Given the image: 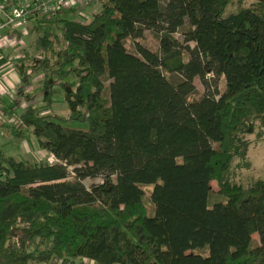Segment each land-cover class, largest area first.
Masks as SVG:
<instances>
[{"label": "trees", "instance_id": "trees-1", "mask_svg": "<svg viewBox=\"0 0 264 264\" xmlns=\"http://www.w3.org/2000/svg\"><path fill=\"white\" fill-rule=\"evenodd\" d=\"M96 1L88 21L33 27L55 63L15 64L3 135L60 163L0 149V264H264V179L239 180L264 141V0ZM58 80L68 115L44 114Z\"/></svg>", "mask_w": 264, "mask_h": 264}, {"label": "rangeland", "instance_id": "rangeland-1", "mask_svg": "<svg viewBox=\"0 0 264 264\" xmlns=\"http://www.w3.org/2000/svg\"><path fill=\"white\" fill-rule=\"evenodd\" d=\"M247 5L251 4L254 0H245ZM237 2V1H236ZM99 2H95L87 7H76L72 10H66L59 14L58 19L60 20H76L79 22L88 21L92 18V16L98 11ZM236 7V3L231 6L232 9ZM62 22L59 23V28H61ZM33 26H35V22H33L28 28L27 35L23 36L21 39L13 38L10 44H6L0 38V121L7 120L8 117L4 115L6 100L12 101L17 98L18 90L22 87L21 78L14 67L16 62L23 61L26 53H29V56L34 59L38 56L47 57L51 62L55 63L54 57H52L51 53H47V55H43V52L38 51L35 47L36 35L34 34ZM32 27V28H31ZM57 28V27H56ZM55 28V30H56ZM60 34V32H58ZM179 40H183V36L178 34L177 36ZM22 41L24 44L22 48L17 49L18 41ZM62 43V44H61ZM60 45L56 48V51L64 50L66 45L61 40ZM145 45L149 48L156 49L158 48V40L154 36H148L145 40ZM194 46V44H191ZM128 48L130 51H133V46L131 43H128ZM57 68L54 66L53 69ZM2 69V70H1ZM44 76H39V79L33 82L31 87L24 88L26 93L37 94L39 89L41 88ZM42 79V80H41ZM172 79H176V77H172ZM18 83V84H17ZM57 83L59 87L55 89L54 95V106L52 108H48L47 105L43 102L42 95L38 94L37 100L35 103L41 108L44 114L49 112L60 113L62 115H68V107L67 103L65 104V94L63 88L61 86V80H58ZM195 85L199 91V96L201 97L204 92V87L201 84L199 79H195ZM223 85V79L220 81V86ZM65 100V101H64ZM24 105H27L24 103ZM49 109V110H48ZM22 111V110H20ZM70 126L74 129L86 130L88 125L80 124L77 122L71 123ZM4 130L0 127V149H4V151L14 157L17 161H25L32 163H50V164H58L60 163L56 158H54L51 154L46 151L39 149L37 146V142L34 137L30 136L22 141H14L13 139H8L5 135H3ZM252 139L254 136L251 137ZM249 159L252 162V168L250 170H245L241 173L239 180L241 183L250 184L253 183L257 179H264V141L261 143H254L249 151ZM102 178H98L95 180L86 179L84 184L86 187L90 188L94 184L102 183ZM212 188L215 191H219L217 184L215 182L212 183ZM259 244V238L257 235H254L251 247L254 248ZM85 264H94L90 261H85Z\"/></svg>", "mask_w": 264, "mask_h": 264}, {"label": "built area", "instance_id": "built-area-1", "mask_svg": "<svg viewBox=\"0 0 264 264\" xmlns=\"http://www.w3.org/2000/svg\"><path fill=\"white\" fill-rule=\"evenodd\" d=\"M95 2L96 0H0V38L9 45L13 38L21 39L27 35L33 22L48 25L66 10L87 7ZM23 44L21 40L18 41L16 48H22Z\"/></svg>", "mask_w": 264, "mask_h": 264}, {"label": "crops", "instance_id": "crops-1", "mask_svg": "<svg viewBox=\"0 0 264 264\" xmlns=\"http://www.w3.org/2000/svg\"><path fill=\"white\" fill-rule=\"evenodd\" d=\"M14 67H15V65H14ZM16 68V67H15ZM2 70V69H1ZM18 84V83H17ZM8 139H11V138H8ZM12 140V139H11ZM15 141V140H14Z\"/></svg>", "mask_w": 264, "mask_h": 264}]
</instances>
